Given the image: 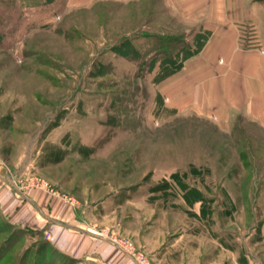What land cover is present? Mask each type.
I'll list each match as a JSON object with an SVG mask.
<instances>
[{
	"label": "rangeland",
	"instance_id": "obj_1",
	"mask_svg": "<svg viewBox=\"0 0 264 264\" xmlns=\"http://www.w3.org/2000/svg\"><path fill=\"white\" fill-rule=\"evenodd\" d=\"M157 3L0 0V160L130 264H264V128L167 106L173 64L135 47L159 35L179 61L196 39ZM49 237L0 217V264H101Z\"/></svg>",
	"mask_w": 264,
	"mask_h": 264
},
{
	"label": "crops",
	"instance_id": "obj_2",
	"mask_svg": "<svg viewBox=\"0 0 264 264\" xmlns=\"http://www.w3.org/2000/svg\"><path fill=\"white\" fill-rule=\"evenodd\" d=\"M159 1L180 20L182 31L205 38L178 71L157 83L167 106L221 126L234 115H243L264 128V39L260 33L264 0ZM157 4L152 0V5ZM25 180L0 160L1 218L17 227L49 233L53 245L70 256L101 264L113 260L130 264L112 243L97 238L93 233L97 230L75 212L70 200L58 192L29 187Z\"/></svg>",
	"mask_w": 264,
	"mask_h": 264
},
{
	"label": "trees",
	"instance_id": "obj_3",
	"mask_svg": "<svg viewBox=\"0 0 264 264\" xmlns=\"http://www.w3.org/2000/svg\"><path fill=\"white\" fill-rule=\"evenodd\" d=\"M151 40L149 41V43H147L148 45L146 46H139V47H135V49L137 51V55L143 54V55H151V56H163L164 61L163 64L165 65V67L169 66L170 64L172 65L171 67H169L165 72H163V74L161 76H159L156 80V82H160L161 80H163L166 76L178 71L182 64L184 63V61L187 58H190L191 56H194L197 51L199 50L201 44L204 42L205 38L203 37V35H199V34H195V45L194 47H189L187 49V54L180 58L179 61L177 60V56L176 54H173L171 49L169 48L170 46L172 48H175L177 43H171L172 41H166L162 36H157V35H151L150 36ZM184 50L186 51L187 47H183ZM182 52V49L181 51Z\"/></svg>",
	"mask_w": 264,
	"mask_h": 264
},
{
	"label": "built area",
	"instance_id": "obj_4",
	"mask_svg": "<svg viewBox=\"0 0 264 264\" xmlns=\"http://www.w3.org/2000/svg\"><path fill=\"white\" fill-rule=\"evenodd\" d=\"M116 245L119 247L121 246L119 242H117ZM127 252L132 259L136 260L139 264H143L142 261L138 258V256H136V254L133 251L127 249Z\"/></svg>",
	"mask_w": 264,
	"mask_h": 264
}]
</instances>
